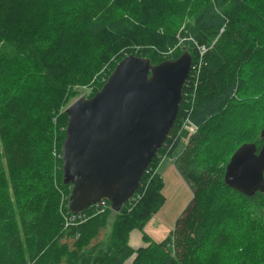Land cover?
<instances>
[{"label":"trees","instance_id":"1","mask_svg":"<svg viewBox=\"0 0 264 264\" xmlns=\"http://www.w3.org/2000/svg\"><path fill=\"white\" fill-rule=\"evenodd\" d=\"M162 1L0 0V264H126L135 253L133 264H226L229 221L216 224L212 217L221 194L239 201L246 214L231 264H264L257 257L264 245V193L248 197L230 188L227 165L200 159L209 136H232L235 151L250 142L262 147L264 0H181L185 11L176 2L158 6ZM198 44L208 47L203 56ZM181 45L193 64L180 111L135 195L120 211L104 199L74 215L62 157L52 153L43 163L49 174L32 168L34 136L46 133L48 115L61 113L62 144L66 108L80 87H92V97L127 55L158 64L183 54ZM188 125V143L176 153ZM164 158L174 160L192 197L169 237L155 244L144 229L166 202ZM133 229L146 244L138 250L130 245Z\"/></svg>","mask_w":264,"mask_h":264},{"label":"water","instance_id":"2","mask_svg":"<svg viewBox=\"0 0 264 264\" xmlns=\"http://www.w3.org/2000/svg\"><path fill=\"white\" fill-rule=\"evenodd\" d=\"M192 63L189 51L158 64L129 54L101 90L66 108L61 157L74 215L103 199L120 211L135 195L178 117ZM260 136V150L244 143L225 169V184L248 197L264 193V128Z\"/></svg>","mask_w":264,"mask_h":264},{"label":"rangeland","instance_id":"3","mask_svg":"<svg viewBox=\"0 0 264 264\" xmlns=\"http://www.w3.org/2000/svg\"><path fill=\"white\" fill-rule=\"evenodd\" d=\"M152 1L153 4H146V5L156 6L155 4L156 0H152ZM170 2L171 4L176 2L175 4L177 5V7H179V9H182L184 11L188 10L187 5L185 4L186 1H181V0H164L158 6H161L162 3L168 5ZM182 6L184 7V9L182 8ZM192 40L194 43H197L195 39ZM202 47L203 46L199 45L198 49L201 53L200 55L203 56L205 52L208 50V47L205 50L202 49ZM181 50L182 52H185L189 49L185 48L184 45H181ZM167 59H173V58H167ZM259 59L261 62L264 63V55L260 56ZM82 61L83 64L86 63L85 59ZM201 65H202V57L198 62L195 63V68H200ZM78 91H79L78 97L72 99L77 100L79 97L83 95L88 96L93 91V88L83 86L80 87ZM74 101L70 102L69 105L72 104ZM48 116H49V119L47 121L48 129L46 133H41L40 135L34 136L35 140L32 141V143H34L37 148L36 149L37 152H36V156H34V161L31 166L34 169L35 168L37 169L39 167L40 171L43 174H49L52 172L50 169L45 168L43 163L50 161V155L52 156V153L54 157H56V160H59V158H61L62 146H63V143L61 144L60 141V134L63 133L62 127L64 123L63 120H61V113L48 115ZM190 135L191 134L188 125L182 131V138L178 148L176 149V153H179L187 145ZM47 136H53V138L51 137L52 142L48 150L45 149L46 148L45 145L47 144L46 142ZM230 138H232V136H230L228 139L225 138L221 140L209 136L204 146L203 154L200 156V159L211 162L218 160L220 162L221 167L227 165L231 159L232 154L235 151L233 149L234 146L236 145L232 140H230ZM40 165L43 166L42 169ZM160 171L162 172L161 175L164 177V181H165V185L163 187L162 193L166 198V202L153 216L152 226L150 225V221L152 220L151 219L148 222V224H146L144 229V231L151 237L152 241L155 244H159L160 242H162L163 240L169 237L171 231L175 226L177 217L187 206V204L189 203L192 197L189 186L180 176L179 172L174 166V162H170L169 160H167L165 165L160 168ZM217 196L218 197L215 199L216 202L214 205L215 213L212 217L217 220L216 224L223 221L224 218L229 221L228 232L230 236V242L223 249L222 256L224 258V262L226 258H229L230 262L228 263L225 262L226 264H231L235 258L236 253L239 251L242 245V239L246 228V214L244 210L238 208L239 201H236L235 199H227V197L226 198L224 197V194ZM103 236H107V233H104ZM129 239H130V245L135 250H138L139 248L146 246L144 242L143 233L140 229H133L130 232ZM257 257L260 260H264V245L262 244H260L258 248ZM135 258L136 259L138 258L137 253L133 254L127 260L126 264H133L136 260Z\"/></svg>","mask_w":264,"mask_h":264},{"label":"crops","instance_id":"4","mask_svg":"<svg viewBox=\"0 0 264 264\" xmlns=\"http://www.w3.org/2000/svg\"><path fill=\"white\" fill-rule=\"evenodd\" d=\"M167 160H169L170 162H174V160L171 159V158H164L163 161H162L161 164H160L159 170H160L161 167H163V166L165 165V163H166ZM167 167H169V166H167ZM152 222H153V219L150 221V225H151V226H152ZM173 229H174V228H173Z\"/></svg>","mask_w":264,"mask_h":264},{"label":"built area","instance_id":"5","mask_svg":"<svg viewBox=\"0 0 264 264\" xmlns=\"http://www.w3.org/2000/svg\"><path fill=\"white\" fill-rule=\"evenodd\" d=\"M202 49H204V50H205V49H206V47H204V46H203V47H202ZM194 69H195V66H193V70H194ZM102 201H103V200H102ZM99 203H101V201H100ZM99 203H98V204H96V205H99Z\"/></svg>","mask_w":264,"mask_h":264},{"label":"clouds","instance_id":"6","mask_svg":"<svg viewBox=\"0 0 264 264\" xmlns=\"http://www.w3.org/2000/svg\"><path fill=\"white\" fill-rule=\"evenodd\" d=\"M193 64V63H192ZM187 83V82H186ZM104 200V199H103ZM102 201V200H101ZM98 204V203H97ZM96 205V204H95ZM95 205H93V206H95ZM80 214H82V213H80ZM80 214H78V215H80Z\"/></svg>","mask_w":264,"mask_h":264}]
</instances>
